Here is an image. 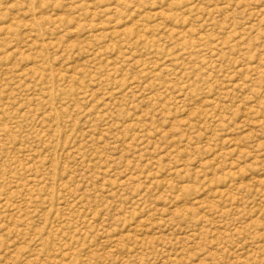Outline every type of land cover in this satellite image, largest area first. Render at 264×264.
Here are the masks:
<instances>
[{
    "label": "rangeland",
    "instance_id": "374dc122",
    "mask_svg": "<svg viewBox=\"0 0 264 264\" xmlns=\"http://www.w3.org/2000/svg\"><path fill=\"white\" fill-rule=\"evenodd\" d=\"M0 264H264V0H0Z\"/></svg>",
    "mask_w": 264,
    "mask_h": 264
}]
</instances>
